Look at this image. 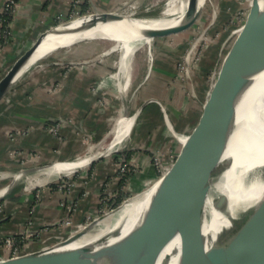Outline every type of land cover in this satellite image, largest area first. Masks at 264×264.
<instances>
[{
	"label": "rangeland",
	"instance_id": "1",
	"mask_svg": "<svg viewBox=\"0 0 264 264\" xmlns=\"http://www.w3.org/2000/svg\"><path fill=\"white\" fill-rule=\"evenodd\" d=\"M165 2L167 0H158L155 4L151 3L142 7L135 0H127L122 7L115 11L136 13L137 15L141 13L153 14L160 12L165 6ZM201 5L203 6L202 11L191 26L180 32L157 36L153 40L152 47L145 45L137 50L136 54L134 53L131 83L128 90L123 91L122 94L118 92L119 87L116 84V79L111 77L117 71L116 62H119L120 59L118 50L108 52L113 41L86 39L73 44L75 47H77L76 45L78 47L81 44L85 45L83 50L86 51L80 55L81 57L76 55L64 60L60 53L65 52L72 46L60 47L61 49L59 48L55 52V55H57L56 61L60 66H64L66 71L73 65L92 64L98 61V57L103 54L106 55L105 58L112 67L109 73L101 77L103 83L108 84L106 87H109L110 93L100 99L107 109L108 107L111 109L110 113L107 114L111 123L101 138L94 139L87 132L83 134L85 147L80 149V156L95 154L101 150L102 146L110 142L113 127L120 115L137 114L135 125L128 139V145L121 150H115L105 155V157H111L115 154H124L122 156V158H125L124 161L117 162L119 165L115 175L117 181L115 188H118V191H113L111 189L113 186H109L108 181H106L99 194V202L95 212L83 215L79 222L75 221L73 217L79 203V201H76L66 217L45 222L39 228L33 227V217L40 200L39 196H35L28 216L23 222V228L2 237L0 240V247L4 249V254L2 253L0 258L11 257L14 251L16 252V248L26 252L25 250H27L30 242H38L45 233L52 234L60 227L57 231L62 235L58 236V240H64L70 236L67 234L68 230L76 228L77 224L86 225L93 218L117 208L129 197L149 187L156 179L167 172L168 167H172L179 160L186 150L188 136L192 134L193 128L204 112V105L207 103L213 86L219 77L224 59L237 39L240 29L249 20L253 0H204ZM100 12L104 11H80L78 7H73L69 17L58 21L56 24ZM2 35L5 36L3 31ZM91 46L94 48V52L92 49L88 50L86 48ZM75 61H79L78 64ZM49 67V65H46L43 69L47 70ZM65 75L62 76L65 77ZM40 76L36 73L29 77L30 85L27 89L30 91H27L28 94H34ZM101 78L98 81L97 88L102 85ZM94 88L96 87L94 86ZM61 89H63L61 80L48 85V92L51 94L59 92ZM108 95L114 100L112 105L109 106ZM121 100L124 102L123 104ZM75 120L70 116L54 119V121L47 124L46 130L55 138L61 139L60 130L76 125L75 123L79 121L76 122ZM81 128L86 129L85 126ZM24 131L27 132L26 129ZM18 132L10 134L11 137H16L19 134ZM28 155H31L29 159L32 162L31 165H28L29 167H39L41 169L55 162L50 158H44L38 164L36 161L39 160V154L30 152ZM99 155L96 154L94 157L98 159ZM27 161V157L22 159V163ZM91 164L80 166L74 171L56 178L54 183L62 179H72L73 185L74 177L77 174L91 173L93 167ZM226 165L224 163V166H220L216 170L213 185L219 180ZM3 175H6V173L1 172L0 179ZM2 179L0 182L3 181ZM44 186L36 185L32 188L33 190H30L37 195ZM25 188L26 186L23 184V190ZM30 196L29 199H32ZM4 203L5 200H2L0 207ZM11 237L16 241H21L10 244L8 240ZM27 252H31V250L28 249Z\"/></svg>",
	"mask_w": 264,
	"mask_h": 264
},
{
	"label": "crops",
	"instance_id": "2",
	"mask_svg": "<svg viewBox=\"0 0 264 264\" xmlns=\"http://www.w3.org/2000/svg\"><path fill=\"white\" fill-rule=\"evenodd\" d=\"M126 1L16 0L13 11L8 15L9 20L5 19L10 22V34L5 37L0 29V78L20 57L29 42L35 41L43 31L56 25L58 21L67 19L73 7H78L80 11H115L122 7ZM135 1L143 7L147 4H155L158 0ZM6 2L7 0H0V9ZM76 46L72 45L69 48H72L71 50L67 49L60 53L64 60L76 55L81 57L80 55L84 54L85 45ZM86 48L92 49L94 52L92 46ZM105 56V54L100 55L98 61L92 64L73 65L66 71L64 66L58 64L55 59L57 55L54 53L41 62L40 68L15 84L0 100V172L6 173L1 177L3 181L0 182V189L12 185L5 194H0V202L5 200L4 205L0 207V240L23 228V222L28 216L35 196H39L40 200L33 217V227L39 228L45 222L66 217L76 201L79 203L73 217L75 221L79 222L83 215L95 212L99 194L106 181L109 186H113L111 187L113 191H118V188H115L117 182L115 175L119 165L117 162H123L125 159L122 158L124 155L122 153L111 157H105L107 155L105 154L93 161L91 160L94 157L91 158L90 163L93 166L91 173L77 174L73 180L74 184L70 187L60 189L57 182L54 183L55 179H47L44 184H41L45 186L37 195L30 189L23 190L25 181L21 177L17 181H14L12 177L14 173L21 170L30 175L38 172L39 167L28 166L32 164L29 159L31 155H28L30 152L39 154V160L36 161L38 164L44 158L54 161L73 159L80 155V149L85 147V140L82 138L85 132L90 133L94 139L102 137L111 123L107 115L111 109L110 107L107 109L100 100L102 96L105 97L104 95L110 93L109 87H106V83H103L101 78L112 69ZM48 59L49 63L46 62ZM78 62L75 61L76 64ZM46 65L50 66L47 70L43 69ZM36 73L41 75L37 82V89L34 94H28L27 91H30L27 89L30 85L29 77ZM64 74H66L65 77L62 76ZM100 78L102 85L100 84L101 86L97 88ZM60 80L63 83V89L54 94L49 93L48 85ZM121 91L119 88V94L123 93ZM107 99L108 106L112 105L114 100L111 96L108 95ZM173 115L175 114L173 113ZM68 116L79 122L61 129V139L55 138L46 130L47 124L54 119ZM79 126H85L86 129H80ZM25 129L27 132L24 131ZM15 132L19 134L14 138L11 137L10 134ZM24 157L28 158L26 163H22ZM29 196L32 199H29ZM57 230L52 234L44 232L40 241L28 244L27 250L33 251L50 247L60 242L58 236L62 234ZM27 250L25 251L27 252ZM2 253L4 254V249L0 247V255Z\"/></svg>",
	"mask_w": 264,
	"mask_h": 264
},
{
	"label": "water",
	"instance_id": "3",
	"mask_svg": "<svg viewBox=\"0 0 264 264\" xmlns=\"http://www.w3.org/2000/svg\"><path fill=\"white\" fill-rule=\"evenodd\" d=\"M202 8L198 1L178 22L151 28L148 32L153 37H157L185 30L196 21ZM113 12L115 11L91 14L99 18L91 20L88 24L94 25L100 19L111 16ZM84 17L86 16L79 18ZM250 20L252 22L248 39V60L258 75L262 76L264 75V0H253L248 22ZM72 21H64L46 29L35 39L30 49H24L20 57L0 78V100L13 88L20 77V71L31 60L49 31L60 24ZM81 31H84V27L75 30V32ZM224 77L225 73L221 66L219 77L204 105V112L193 128L192 134L188 136L186 150L169 170L170 181L167 188L129 228L120 229L82 248L65 249L80 238L87 228L100 218L98 216L87 223L88 227L64 241L51 247L0 259V264H127L131 257L159 258L177 237L180 239V247L166 254L165 264H264V165L257 167L255 173H252L253 176L248 175H251L249 179L253 181L263 180L260 195L248 204L244 202L238 204L233 215L228 217L229 223H222L214 229H209L215 213L227 212L231 203V196L227 192L215 195L211 201L204 198L212 190L216 170L210 175L202 176V166L210 142L224 126L222 119L208 129L216 85L218 80ZM242 79L239 70L236 71L233 79L230 78L227 88L222 89L219 105L226 104L227 100L234 98L232 96L235 93L234 88ZM246 85L249 86L247 83ZM134 115L136 118L137 114ZM104 155L100 154L99 157ZM249 179H246V183L250 181Z\"/></svg>",
	"mask_w": 264,
	"mask_h": 264
},
{
	"label": "bare ground",
	"instance_id": "4",
	"mask_svg": "<svg viewBox=\"0 0 264 264\" xmlns=\"http://www.w3.org/2000/svg\"><path fill=\"white\" fill-rule=\"evenodd\" d=\"M198 1L200 5L204 2V0H167L164 8L153 14L141 13L137 15L136 13L115 11L111 16L100 19L94 25L88 23L98 17L95 15L60 24L49 31L31 60L20 71V77L15 84L40 68L41 62L54 54L60 47H70L77 43L76 41L86 39H101L102 41H113L108 52L119 51L120 59L119 62H116L118 68L114 74L111 73V77L116 79V84L122 91H127L131 83L134 53L145 45L152 47L155 39L148 30L178 22ZM251 22L250 20L240 29L237 39L226 55L222 65L225 77L218 80L214 101L211 102L208 129L222 119L224 120V126L210 142L202 166V176L210 175L220 166H224V163L227 165L219 180L213 185L211 192L206 194L204 198L211 201L215 195L227 192L231 196V203L227 212L215 213L209 224V229H214L222 223H229L230 218L228 217L233 215L238 204L242 202L250 203L260 195L263 188V180L253 181L249 179L257 167L264 165V75H258L256 69L248 60V39ZM79 27H84V31L75 32ZM34 43L35 41L29 42L25 48L30 49ZM238 70L243 79L234 88L235 93L232 94L234 98L230 101L227 100L226 104L222 105L220 103L219 105L218 100H220L219 96L222 89L227 88L230 78L233 79ZM107 82L109 83V81ZM244 85L246 87H243ZM233 86L235 85L233 84ZM135 122L134 114L130 116L120 115L113 127L110 142L102 146L101 150L95 154L78 155L76 159H59L49 166L38 169L35 174L30 175L21 170L14 173L12 177L14 181L21 177L25 181L27 189L44 184L47 179L59 178L80 166L87 165L96 154H109L124 148ZM170 168L168 167L167 172L156 179L149 187L129 197L117 208L100 216L92 225L77 224V229L68 230L67 234L70 236L64 240L85 229L87 225L89 226L80 238L66 246L65 249L82 248L120 229L129 228L167 188L170 181V178H168ZM249 174L251 175L248 176ZM246 179L250 181L246 183ZM11 186L7 185L1 188L0 194H5ZM179 247L180 239L177 237L167 246L159 258L131 257L127 264H165L166 254Z\"/></svg>",
	"mask_w": 264,
	"mask_h": 264
},
{
	"label": "built area",
	"instance_id": "5",
	"mask_svg": "<svg viewBox=\"0 0 264 264\" xmlns=\"http://www.w3.org/2000/svg\"><path fill=\"white\" fill-rule=\"evenodd\" d=\"M79 1V0H78ZM16 5L15 0H7L6 4L0 9V29H2L5 37L10 34V22L6 21V15H9L13 9L14 6ZM58 187L60 189L71 186L72 185V179L66 180L62 179L61 181L57 182ZM21 240H15L12 237L8 240V243L10 244H16L17 242H20ZM19 248H16V252L14 251L12 256H16L18 254H21L23 251L18 250ZM11 256V257H12ZM10 257V256H9ZM8 257L0 258V259H5Z\"/></svg>",
	"mask_w": 264,
	"mask_h": 264
},
{
	"label": "trees",
	"instance_id": "6",
	"mask_svg": "<svg viewBox=\"0 0 264 264\" xmlns=\"http://www.w3.org/2000/svg\"><path fill=\"white\" fill-rule=\"evenodd\" d=\"M6 20H9V16L8 15H6ZM128 156H129V154H128Z\"/></svg>",
	"mask_w": 264,
	"mask_h": 264
}]
</instances>
